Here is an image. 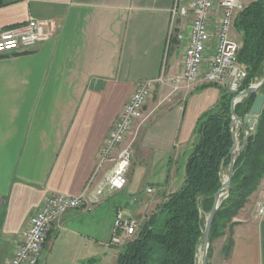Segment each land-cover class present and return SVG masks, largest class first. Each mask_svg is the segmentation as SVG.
<instances>
[{
    "label": "crops",
    "instance_id": "0c3cea01",
    "mask_svg": "<svg viewBox=\"0 0 264 264\" xmlns=\"http://www.w3.org/2000/svg\"><path fill=\"white\" fill-rule=\"evenodd\" d=\"M252 1L240 2L246 6ZM173 3L0 0V33L22 27L31 18L57 25L53 37L29 51L0 55V264L13 256L30 217L48 194L74 197L91 180L89 192L103 179L110 165L98 168L99 150L140 81L163 78L143 108L144 129L140 128L132 156L148 166L144 182L154 186L153 191L166 196L181 188L198 140L197 121L216 107L224 88L202 84L200 89L216 91L215 98L184 121L182 103L197 85L181 89L184 94L170 93L172 80L182 74L185 48L175 36L170 38L171 24L177 31L190 21L172 23ZM231 38L240 41L234 28ZM157 124L165 131L152 133ZM234 128L237 133L239 128ZM135 173L130 166L125 190L115 195L122 203H108L111 198L87 202L54 223L38 264H115L120 251V246L110 244L115 210L125 209L126 215L138 218L147 205L141 198L148 187L143 184L140 191L132 186ZM259 201L264 202V176L233 219L229 254L224 256L222 245L209 264H264Z\"/></svg>",
    "mask_w": 264,
    "mask_h": 264
},
{
    "label": "trees",
    "instance_id": "16d2710c",
    "mask_svg": "<svg viewBox=\"0 0 264 264\" xmlns=\"http://www.w3.org/2000/svg\"><path fill=\"white\" fill-rule=\"evenodd\" d=\"M233 28L240 36L236 60L246 72L240 88L244 90L264 77V0H254L244 6L236 15ZM211 85L215 84H205L202 88ZM222 91L216 107L197 121L198 140L187 159L181 188L165 197L157 211L146 218L137 235L122 246L115 264H197L204 215L208 217L212 209L214 195L223 182L222 173L228 169L232 158L230 103L234 96ZM259 93L264 95V86ZM255 95L235 105L239 120L249 113ZM258 119L259 123L249 130L247 141L234 160L227 196L222 199L210 229L209 246L222 229L231 232L235 225L233 219L264 176V105ZM238 132L244 141L245 131L239 129ZM231 247L229 235L223 247L225 257ZM208 253L209 248L207 256Z\"/></svg>",
    "mask_w": 264,
    "mask_h": 264
},
{
    "label": "built area",
    "instance_id": "2783aa9c",
    "mask_svg": "<svg viewBox=\"0 0 264 264\" xmlns=\"http://www.w3.org/2000/svg\"><path fill=\"white\" fill-rule=\"evenodd\" d=\"M243 7L239 0H174L172 23L176 19L190 20L187 28L181 26L177 31L171 24L170 38L175 36L179 43H185L182 74L172 80L174 91L202 84L218 85L234 97L242 91L240 88L246 72L236 60L239 43L231 38V30L236 15ZM56 32L54 21L31 18L22 27L0 33V55L25 53L36 44L49 40ZM162 82L163 78L159 77L140 81L136 85L99 150L98 168L106 164L110 168L93 191L88 189L91 180L87 188L74 197L48 194L40 209L30 217L28 227L21 233L7 264H38L48 234L54 223L59 224L62 216L84 207L87 202L98 204L125 190L132 149L146 120L143 108L155 84ZM233 134L237 135L235 128ZM152 192L151 188L146 190L147 194ZM256 207L257 215L262 216L264 202L259 201ZM139 228L137 218L117 208L110 244L124 245L137 235Z\"/></svg>",
    "mask_w": 264,
    "mask_h": 264
},
{
    "label": "rangeland",
    "instance_id": "374dc122",
    "mask_svg": "<svg viewBox=\"0 0 264 264\" xmlns=\"http://www.w3.org/2000/svg\"><path fill=\"white\" fill-rule=\"evenodd\" d=\"M240 1L242 3H247L250 0H240ZM201 86L202 85H198L195 88L197 91L195 93H193V95H191L190 97H188V100H187L186 104L182 103V106L181 107L186 108V112H185V115H184V121H186L190 117H192V112H194L193 114L195 116V114H197L198 112H201L202 110H204V108H206V106H208V104L210 103L211 99L215 98V95H216V91L215 90H213V89H209V90L200 89ZM169 88H170V93H172V94H184V92L181 91V90L174 91L173 85L172 86H169ZM185 94H189V93H185ZM163 110H164V107H162L160 109V111H158L157 114L160 115ZM176 115L179 118L181 114L178 115L176 113ZM147 125H148V127L151 126L150 124H147ZM143 129H144V127L141 128V130H143ZM163 129H164V125L157 124V125H155L154 129L152 127V130H150V131L152 133H154L155 131H162L163 132V131H165ZM139 133H140V130H139L138 134ZM138 137H139V135H138ZM235 138H236V144H237L236 146L237 147H240L241 146L240 144L243 143V138H240L239 132H237V135L235 136ZM139 153H140V151H139ZM143 154H145V152L142 151L141 152L142 157H144ZM130 166H134V168L136 170L135 175H137L133 179L132 186L134 188H136L137 190H140L141 191L142 190V187H143V184H145L144 181L147 180V178H148V176L146 175V168L148 166L140 165V160H138V162H136V160H135V158L133 156L131 158V165ZM227 170L228 169H225L223 171V173H222V181H224L225 178H226V176H227ZM145 186H147L148 188H151V189L154 187L151 184H148V185L145 184ZM139 188H141V189H139ZM168 195L163 196V194L161 195L157 191H153L150 194H146V193L143 194V196H142L143 198H141L142 199V202L145 203V204H147V205H145L146 207H145V210H144L143 215H141L140 217L137 218L139 220V222H140V228L143 226L144 222L146 221V218L147 217L149 218L152 214H154L157 211V207L164 201L165 197H167ZM226 196H227V194H225V197ZM222 198L224 199V196ZM112 202H120V203H122L123 200L121 199L120 196H115V197H113V198H111V199L108 200V203H112ZM123 210L125 212H127V210H125V209H123ZM206 217H207V215H204V221L205 222H206ZM140 228H139V230H140ZM229 233L230 232H229L228 229H222L221 230V233L215 234L214 238H212L211 243H210V246L208 247L209 248V253H208V256H207V263L208 264H209L210 259L213 257L214 253L218 251L219 247H221L222 245H223V247L225 245H227L228 238H229ZM122 246H120L118 248L121 249ZM222 253H223V248H222ZM200 259H201V246H200V248L198 250V254H197V264H200Z\"/></svg>",
    "mask_w": 264,
    "mask_h": 264
},
{
    "label": "water",
    "instance_id": "95a60500",
    "mask_svg": "<svg viewBox=\"0 0 264 264\" xmlns=\"http://www.w3.org/2000/svg\"><path fill=\"white\" fill-rule=\"evenodd\" d=\"M264 86V77L256 84L249 86L248 88L242 90L240 93H238L235 97L232 98L230 103V114L232 117V127H237L239 129H242L245 131V138L243 141V144L240 147L236 146V138L233 134V146L231 149V162L229 164L228 170H227V176L225 180L222 182V185L220 189L215 193L214 195V201L212 209L206 218L205 226H204V233H203V240H202V246H201V259L200 264H207V252L209 247V233L210 229L213 223V219L215 216V213L222 201V197L225 196L227 193L229 186H230V180L233 176V165L234 160L236 156L240 153V151L243 148V145L247 141V136L249 134V130H252L254 126H256L259 123V115L262 111L263 105H264V95L259 93L260 89ZM255 95V99L251 105V108L249 110V113L245 116L243 121L241 122L236 114H235V105L239 103L242 99H244L247 96Z\"/></svg>",
    "mask_w": 264,
    "mask_h": 264
},
{
    "label": "bare ground",
    "instance_id": "6f19581e",
    "mask_svg": "<svg viewBox=\"0 0 264 264\" xmlns=\"http://www.w3.org/2000/svg\"><path fill=\"white\" fill-rule=\"evenodd\" d=\"M255 84H256V83H255ZM251 85H254V84H251ZM251 85H250V86H251ZM236 145H237V144H236ZM223 180H224V179H223Z\"/></svg>",
    "mask_w": 264,
    "mask_h": 264
}]
</instances>
